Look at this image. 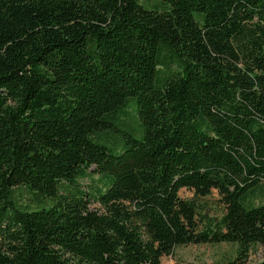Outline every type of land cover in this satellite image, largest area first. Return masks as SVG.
<instances>
[{
    "label": "trees",
    "instance_id": "1",
    "mask_svg": "<svg viewBox=\"0 0 264 264\" xmlns=\"http://www.w3.org/2000/svg\"><path fill=\"white\" fill-rule=\"evenodd\" d=\"M154 1L0 0V264L264 245V0Z\"/></svg>",
    "mask_w": 264,
    "mask_h": 264
},
{
    "label": "rangeland",
    "instance_id": "2",
    "mask_svg": "<svg viewBox=\"0 0 264 264\" xmlns=\"http://www.w3.org/2000/svg\"><path fill=\"white\" fill-rule=\"evenodd\" d=\"M147 3H154V0H144ZM132 114L133 111L129 110ZM133 129L134 126L132 125ZM134 134L139 137L141 130L135 131ZM109 143V142H108ZM78 184L81 189L93 191L94 187H101L102 183L99 180V174L91 173L85 178H80ZM91 187V188H90ZM179 195L183 198H190L192 191L182 188L179 190ZM15 198L18 202L25 204H33L35 201L34 194L25 187H19L15 190ZM217 193L212 194L202 199L207 202L206 213L209 216L220 215L221 209L214 205L217 201ZM91 207H97V204L92 202ZM237 244L235 242H213L205 244H187L178 245L174 249V253L167 256L164 264H229L236 254ZM264 258V245H254L249 252L248 257L243 261V264H257Z\"/></svg>",
    "mask_w": 264,
    "mask_h": 264
},
{
    "label": "crops",
    "instance_id": "3",
    "mask_svg": "<svg viewBox=\"0 0 264 264\" xmlns=\"http://www.w3.org/2000/svg\"><path fill=\"white\" fill-rule=\"evenodd\" d=\"M166 258H167V256H164V257L161 258V264H164L165 263L164 261H165Z\"/></svg>",
    "mask_w": 264,
    "mask_h": 264
}]
</instances>
